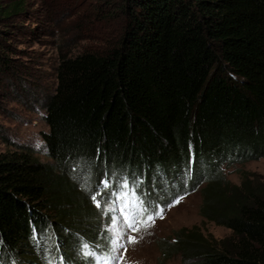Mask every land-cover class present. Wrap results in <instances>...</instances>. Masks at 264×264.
<instances>
[{"label":"trees","instance_id":"obj_1","mask_svg":"<svg viewBox=\"0 0 264 264\" xmlns=\"http://www.w3.org/2000/svg\"><path fill=\"white\" fill-rule=\"evenodd\" d=\"M26 2L0 0L1 95L19 78L13 36ZM95 3L117 36L103 51L60 55L43 98L49 161L27 146L0 152V264H88L81 246L100 236L104 247L108 217L81 178L94 189L105 174L160 203L199 191L201 216L232 232L217 241L184 227L164 256L264 264V181L224 174L264 157V0Z\"/></svg>","mask_w":264,"mask_h":264},{"label":"rangeland","instance_id":"obj_2","mask_svg":"<svg viewBox=\"0 0 264 264\" xmlns=\"http://www.w3.org/2000/svg\"><path fill=\"white\" fill-rule=\"evenodd\" d=\"M26 1V13L16 21L25 25V29L21 33L14 32L13 36V43L19 49L13 56L21 67L19 78L14 79L16 86L4 88L5 95L0 94V152L27 146L35 151L36 157L47 162L42 133L49 127L44 120L43 98L56 86L60 55H72L84 49L103 51L117 36L118 25L116 21L103 20L101 12L96 14V0ZM83 10L87 11L79 13ZM224 170L226 178L233 183L240 182L243 171L264 181V157ZM154 192L164 198L157 189ZM171 201L163 203L164 218H157L152 227L141 228L139 232L129 230L125 240L135 236L138 242L126 245L122 264H186L180 254L164 256L161 248L165 241L173 242L176 231L184 227L197 226L209 240L218 241L232 235L230 229L201 216L199 191L186 193L179 204L167 208ZM105 218L102 216L103 222ZM102 227L105 231L108 223H103ZM99 239L95 241L97 248L104 241L100 236Z\"/></svg>","mask_w":264,"mask_h":264},{"label":"snow or ice","instance_id":"obj_3","mask_svg":"<svg viewBox=\"0 0 264 264\" xmlns=\"http://www.w3.org/2000/svg\"><path fill=\"white\" fill-rule=\"evenodd\" d=\"M81 179V187L90 192L94 206L101 210L102 216L108 217V227L105 230L106 243L103 252L88 251L89 246L84 244L81 246L80 254L88 264H122L124 254L127 252L126 245L138 242L135 236L125 240L129 230L139 232L141 228L152 227L157 218H164L165 206L146 199V194L138 189L139 182H130L127 177L114 181L105 174L94 189L91 187L89 175ZM181 199L182 197H178L172 200L166 207L171 208L179 204ZM117 224L120 225L118 229ZM60 264H64L63 257L60 258Z\"/></svg>","mask_w":264,"mask_h":264}]
</instances>
